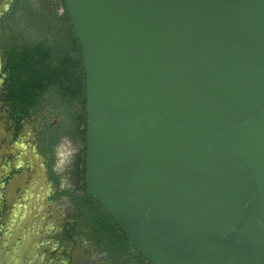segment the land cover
Segmentation results:
<instances>
[{
	"label": "water",
	"instance_id": "1",
	"mask_svg": "<svg viewBox=\"0 0 264 264\" xmlns=\"http://www.w3.org/2000/svg\"><path fill=\"white\" fill-rule=\"evenodd\" d=\"M88 194L152 264H264V0H62Z\"/></svg>",
	"mask_w": 264,
	"mask_h": 264
},
{
	"label": "flooded vegetation",
	"instance_id": "2",
	"mask_svg": "<svg viewBox=\"0 0 264 264\" xmlns=\"http://www.w3.org/2000/svg\"><path fill=\"white\" fill-rule=\"evenodd\" d=\"M47 1L0 0V264H152L88 194L73 117L17 110L8 92L37 32L30 6Z\"/></svg>",
	"mask_w": 264,
	"mask_h": 264
},
{
	"label": "trees",
	"instance_id": "3",
	"mask_svg": "<svg viewBox=\"0 0 264 264\" xmlns=\"http://www.w3.org/2000/svg\"><path fill=\"white\" fill-rule=\"evenodd\" d=\"M31 8L37 32L28 47L19 45V54L11 60L8 92L17 110L73 117V135L84 142L86 89L80 43L62 0L47 1L37 11Z\"/></svg>",
	"mask_w": 264,
	"mask_h": 264
}]
</instances>
